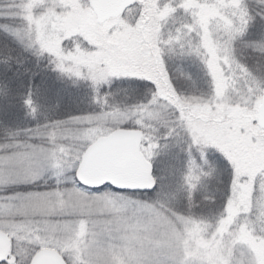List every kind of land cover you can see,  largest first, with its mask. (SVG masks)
Masks as SVG:
<instances>
[{"label":"snow or ice","instance_id":"snow-or-ice-1","mask_svg":"<svg viewBox=\"0 0 264 264\" xmlns=\"http://www.w3.org/2000/svg\"><path fill=\"white\" fill-rule=\"evenodd\" d=\"M164 4L129 30L109 0H0V264H264V116L238 132L227 107L264 96V0Z\"/></svg>","mask_w":264,"mask_h":264},{"label":"rangeland","instance_id":"rangeland-1","mask_svg":"<svg viewBox=\"0 0 264 264\" xmlns=\"http://www.w3.org/2000/svg\"><path fill=\"white\" fill-rule=\"evenodd\" d=\"M156 1L160 2V0H140L139 2H137L136 5L138 4H151L152 8L150 10V15L152 17H154V23L157 24V28H159V12L163 9H165L164 7L167 8L168 11V16L171 15L173 9H171L167 4H164L163 9L161 8L160 4L161 3H156ZM65 2H75L76 4H79V0H65ZM163 2V0H162ZM135 5V6H136ZM135 6H132L131 8H129L127 10V14L131 15L136 9ZM160 6V7H159ZM145 9H141V17L145 16ZM70 17L71 19H82L87 21V15L86 13H81L80 15H74V16H67ZM65 17H60L59 19H63ZM116 21H118L119 23H121L122 25L126 26L129 30H131V25L128 24V20L127 19H121V16H119ZM115 21V22H116ZM139 22V21H138ZM72 33L69 32L66 36H71ZM60 39H63L62 37ZM96 42L99 41V37L95 38ZM100 42V41H99ZM55 49H59L60 48V42L59 39L55 40L52 42ZM86 50L80 51L78 49V56L75 57L74 59L76 60L77 63L79 64H83V62L80 61H84V57H88L91 58L92 55L88 54L87 52H85ZM94 57V56H93ZM96 58V57H94ZM95 62L98 61L100 62V60L98 58H96V61L91 59V62ZM260 100H261V96H258L256 98V100L253 102L252 107L248 108L246 107L244 104L241 103H236V104H229L227 105L228 109H229V115H230V119L233 123V125L237 128V131H241L242 129H250L253 131H259V129L255 128V125L257 124V120H258V116H257V110H258V106L260 104ZM169 158L165 157L164 155H160L159 157L156 158V164H157V171H158V175L161 174V170L166 167L169 164ZM177 167H179V163L180 161L177 160L175 161ZM195 243L203 249H206V256L208 258H212L213 256H217V252H216V248L214 246H212L209 243L208 239H205L204 237L201 236H195L194 237ZM190 256L191 255H195V250H193L192 252L188 253ZM260 254H264V253H260ZM219 259H222V257H218Z\"/></svg>","mask_w":264,"mask_h":264},{"label":"water","instance_id":"water-1","mask_svg":"<svg viewBox=\"0 0 264 264\" xmlns=\"http://www.w3.org/2000/svg\"><path fill=\"white\" fill-rule=\"evenodd\" d=\"M134 0H109L110 7L107 8L104 12L105 16H117L120 12ZM264 116V96L262 99V103L259 107V121L260 117ZM129 176L132 180L139 182L141 184L150 185L151 176L149 174V165L146 159H134L129 170ZM46 258L50 261L58 260V257L54 252H49Z\"/></svg>","mask_w":264,"mask_h":264},{"label":"flooded vegetation","instance_id":"flooded-vegetation-1","mask_svg":"<svg viewBox=\"0 0 264 264\" xmlns=\"http://www.w3.org/2000/svg\"><path fill=\"white\" fill-rule=\"evenodd\" d=\"M156 3H162V0H160V2L156 1ZM160 7V6H159ZM164 7V6H163ZM163 7H161L163 9ZM165 9L161 10L159 12V21L161 20H165L167 17H168V11H167V8L164 7ZM127 11H125L124 13H126ZM121 16V15H120ZM118 18V17H117ZM89 21H85V20H82V19H71L70 17H65L63 19H58L57 23L55 24V27L60 30V31H63L64 33V36L62 37L63 39H68V38H71L75 35H82L81 33V27L82 25L88 23ZM115 22V21H114ZM69 32L72 33L71 36H66ZM99 37V34L97 33H94V32H89L87 36H85L84 38L85 39H88L90 42L92 43H99L96 42L95 38ZM80 51H82V49H79ZM86 52V51H85ZM84 61H80V62H83V64H96V65H99L100 62L96 61V58L92 57L91 58H88V57H84ZM91 59L96 61L95 62H91ZM43 64H45L44 61H41Z\"/></svg>","mask_w":264,"mask_h":264},{"label":"bare ground","instance_id":"bare-ground-1","mask_svg":"<svg viewBox=\"0 0 264 264\" xmlns=\"http://www.w3.org/2000/svg\"><path fill=\"white\" fill-rule=\"evenodd\" d=\"M43 66H44V64L41 62V67L43 68ZM262 99H263V96H261V100H260L259 107H260V105H261V103H262Z\"/></svg>","mask_w":264,"mask_h":264},{"label":"clouds","instance_id":"clouds-1","mask_svg":"<svg viewBox=\"0 0 264 264\" xmlns=\"http://www.w3.org/2000/svg\"><path fill=\"white\" fill-rule=\"evenodd\" d=\"M20 56H21V59H24V58H25V57L23 56V53H21Z\"/></svg>","mask_w":264,"mask_h":264},{"label":"trees","instance_id":"trees-1","mask_svg":"<svg viewBox=\"0 0 264 264\" xmlns=\"http://www.w3.org/2000/svg\"><path fill=\"white\" fill-rule=\"evenodd\" d=\"M157 175H158V171H157Z\"/></svg>","mask_w":264,"mask_h":264}]
</instances>
